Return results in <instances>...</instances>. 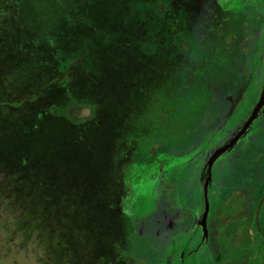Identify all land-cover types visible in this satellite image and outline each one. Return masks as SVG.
Returning <instances> with one entry per match:
<instances>
[{"label": "rangeland", "instance_id": "1", "mask_svg": "<svg viewBox=\"0 0 264 264\" xmlns=\"http://www.w3.org/2000/svg\"><path fill=\"white\" fill-rule=\"evenodd\" d=\"M251 1L0 0V264H50V251L53 264L117 263L125 237L119 224H127L114 202L122 177L145 178L173 160L160 148L139 151L137 139L202 89L188 65L216 38L222 11L259 21L264 0ZM172 13L175 29L165 37ZM257 32L260 52L264 27ZM117 39L130 54H119ZM63 83L62 101L50 104ZM253 86L229 119L225 112L210 118L212 131L201 135L198 150L214 144L223 119L227 129L242 117L258 93ZM217 88L226 99L232 93ZM109 166L107 190L100 173ZM152 199L138 196L134 215L149 212ZM18 223L28 225L29 242L13 235ZM36 237L51 248L38 252Z\"/></svg>", "mask_w": 264, "mask_h": 264}, {"label": "flooded vegetation", "instance_id": "2", "mask_svg": "<svg viewBox=\"0 0 264 264\" xmlns=\"http://www.w3.org/2000/svg\"><path fill=\"white\" fill-rule=\"evenodd\" d=\"M261 11L256 31L264 27V7ZM261 46L247 84L254 85V91L258 88V93L227 129L222 115L221 135L213 145L198 150V142L186 150L172 151L173 160L156 173L148 169L145 178L142 174L122 177L114 202L117 217L127 224H119L125 237L115 264H264V114L245 127L264 84V39ZM58 87L54 95L63 96ZM245 87L222 98L227 103L221 110L226 119L243 104ZM206 130L212 131L209 126ZM234 139L237 142L228 146ZM225 147L209 170L214 156ZM173 162L180 163L179 167L169 172ZM110 174V166L107 172L101 169L102 189L108 187ZM136 188L141 192H134V197L131 192ZM138 196L154 199L149 212L146 207L137 216L132 206ZM86 263L84 258L82 264Z\"/></svg>", "mask_w": 264, "mask_h": 264}, {"label": "trees", "instance_id": "3", "mask_svg": "<svg viewBox=\"0 0 264 264\" xmlns=\"http://www.w3.org/2000/svg\"><path fill=\"white\" fill-rule=\"evenodd\" d=\"M177 15L178 13L169 14L168 21L163 23L162 31H165V37L169 36L168 31L170 29H175L174 23L171 22ZM222 19L223 21L220 22L215 21L217 22L215 30H219L216 38L205 43L201 50L202 56L200 59L194 63H189L190 67L188 65L193 79L203 82L202 89H198L190 97H184L179 100L174 110L172 109L162 120H157L156 123H153L150 134L137 139L136 143L140 149L139 151L147 155L153 150L160 148L161 151L166 150L170 153L175 150H186L194 146L199 142L201 135L204 134L209 126L210 118L212 116L220 118L222 108L227 107V103H224L223 100L225 90L220 91L221 88L217 87L221 86L223 89H231L232 93H236L238 89L245 87L249 83L251 73L256 70V67L255 70L250 68V62L254 63L256 59L255 64L258 63L262 49L261 46L260 52H257L258 32L256 31L254 37L252 34L253 30H256L258 22L253 24L245 23L247 19L242 13H231L225 16L223 14ZM123 42L124 40H119L115 44L119 54H130L129 50L123 46ZM183 64L185 65V63ZM59 68L60 70L64 69L62 65ZM246 78L248 81H246ZM63 87L64 83L60 84L58 88L63 89ZM50 98L49 102L53 104L52 102H55L56 99L60 101L63 96L56 97L53 93ZM37 143L41 144L42 142L37 141ZM7 210L12 214L16 211L18 216L24 215L20 211H14L12 206ZM12 214L9 215L12 216ZM27 226H23V223H18L14 229L13 235L20 244L29 242L24 237V233H27ZM38 237L34 238L33 242L30 241L38 246V252H40L41 246L42 248H51L52 241ZM46 255L50 258L47 262L53 264L55 262L53 258V256H56L55 252L52 253L50 251Z\"/></svg>", "mask_w": 264, "mask_h": 264}, {"label": "water", "instance_id": "4", "mask_svg": "<svg viewBox=\"0 0 264 264\" xmlns=\"http://www.w3.org/2000/svg\"><path fill=\"white\" fill-rule=\"evenodd\" d=\"M264 114V84H263V88L260 94V98L257 102V104L255 105V107L252 109L251 115L247 118L245 127H249L250 124H252V122L255 120V118H258L259 115ZM237 142V139H234L228 146L233 145ZM227 146V147H228ZM226 149V147L224 149H222L221 151H219L214 158L212 159V161L209 164V170L213 164V162L216 160V158ZM206 191V189H205Z\"/></svg>", "mask_w": 264, "mask_h": 264}]
</instances>
